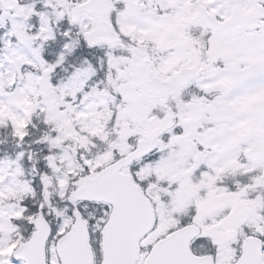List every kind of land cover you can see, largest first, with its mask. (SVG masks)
I'll use <instances>...</instances> for the list:
<instances>
[{"label": "snow or ice", "instance_id": "obj_1", "mask_svg": "<svg viewBox=\"0 0 264 264\" xmlns=\"http://www.w3.org/2000/svg\"><path fill=\"white\" fill-rule=\"evenodd\" d=\"M0 264H264V0H0Z\"/></svg>", "mask_w": 264, "mask_h": 264}]
</instances>
